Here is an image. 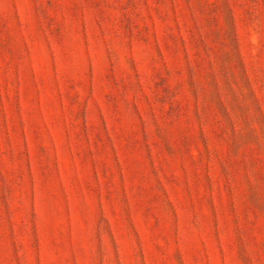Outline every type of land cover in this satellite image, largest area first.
Listing matches in <instances>:
<instances>
[{"label": "rangeland", "instance_id": "374dc122", "mask_svg": "<svg viewBox=\"0 0 264 264\" xmlns=\"http://www.w3.org/2000/svg\"><path fill=\"white\" fill-rule=\"evenodd\" d=\"M0 264H264V0H0Z\"/></svg>", "mask_w": 264, "mask_h": 264}]
</instances>
